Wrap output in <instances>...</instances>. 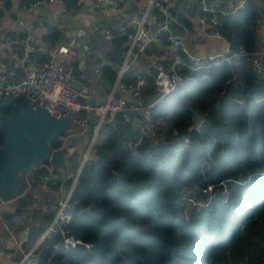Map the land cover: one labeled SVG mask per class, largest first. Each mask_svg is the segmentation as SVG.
Here are the masks:
<instances>
[{
	"label": "trees",
	"instance_id": "trees-1",
	"mask_svg": "<svg viewBox=\"0 0 264 264\" xmlns=\"http://www.w3.org/2000/svg\"><path fill=\"white\" fill-rule=\"evenodd\" d=\"M11 6L4 0L0 17ZM258 11V2L248 0L237 14L219 15L231 47L254 50ZM61 32L47 23L45 41ZM249 57L214 65L206 77L195 74L147 116L138 115L139 122L118 114L105 123V139L72 191L71 219L62 224L93 246L66 248L58 227L37 250V264H264V79ZM146 79L144 98L155 89L152 76ZM5 137L0 124V149ZM79 155L71 154L70 170ZM191 189L200 190L203 201L187 209ZM17 203L30 202L22 196ZM56 211L44 214L26 247Z\"/></svg>",
	"mask_w": 264,
	"mask_h": 264
},
{
	"label": "built area",
	"instance_id": "built-area-1",
	"mask_svg": "<svg viewBox=\"0 0 264 264\" xmlns=\"http://www.w3.org/2000/svg\"><path fill=\"white\" fill-rule=\"evenodd\" d=\"M55 1L30 0L29 5L40 7L45 3ZM93 1L97 4L106 3L112 10L118 9L120 6L119 0ZM247 1L238 0L232 6H228L225 0H212L208 4L203 1L200 15L203 31L216 37H225L219 28V15L237 14L240 9L244 8ZM256 1H258L259 17L257 19L255 48L251 53H248L243 45L233 48L230 44L225 50L195 54L187 50L181 38L169 34L168 45L172 54V61L168 66L164 65L157 56L152 61L155 90L152 97L148 99L143 96V89L147 86L146 75L136 65L135 59L148 52L152 41L163 33L168 34L170 27L165 24L152 29L145 17L135 26L127 22L121 24L119 32L126 38L125 61L119 68V78L116 84L124 94L111 93L105 101L98 103L88 101L87 98L92 93L88 84L89 76L76 62V56L82 45V37L86 32L85 29L79 28L67 42H61L58 38L54 42L42 41L39 43L34 33L10 11V8L5 10L0 19L5 15L8 16L13 27L8 33L2 34L0 32L1 41L10 46L8 51L10 64L5 68H0V100L6 96L11 99L21 98L22 101L31 103L33 107H45L58 117L69 116L71 122H76L81 126L82 129L78 132H84L89 136L88 145L78 157L76 169L70 170L67 175H64L63 181L51 180V185H57L60 192L56 214L35 245L25 252L16 264H37V250L50 233L58 227H61L63 243L66 248L78 243H84L87 247L93 246L91 242H83L75 237L69 230L63 228L62 224L71 219L72 214L68 209L71 205L72 191L78 182L84 164L93 155L94 146L98 142V136L102 133L101 129L105 123L114 119L118 114H122L127 121L139 122L138 115L147 116L153 107L162 103L171 92L186 84L187 80L195 74L206 77L207 70L212 66L223 62L231 63L246 55L250 56L249 60L254 72L264 79V11L260 6V2H264V0ZM59 3L64 9L67 8L65 0H59ZM24 5L27 6L25 3ZM0 7H4V0H0ZM148 7H154L159 12L164 13L168 8V0H149ZM64 17L63 15L56 16L50 19L48 24L60 27L63 32L66 24ZM105 33L108 38L114 37V31L110 27L105 30ZM40 50L45 54V58L38 61L36 54ZM94 72L100 76L104 75L103 65L97 63ZM127 72H131L129 80L124 78ZM146 127L153 132V124H148ZM66 141L67 137H65L64 142ZM62 146L64 145L60 144L54 148ZM42 165L53 169L49 161H42ZM38 169L32 170L28 177L35 178V172ZM66 180H71L69 187L66 185ZM16 242L13 237H0V253L7 252L8 248L14 246ZM17 243L22 245L23 240Z\"/></svg>",
	"mask_w": 264,
	"mask_h": 264
},
{
	"label": "crops",
	"instance_id": "crops-1",
	"mask_svg": "<svg viewBox=\"0 0 264 264\" xmlns=\"http://www.w3.org/2000/svg\"><path fill=\"white\" fill-rule=\"evenodd\" d=\"M12 1L13 4L10 11L18 19L22 20L25 26L27 25L39 43L42 41L45 42L44 35L47 33V23L56 16H65L66 24L64 28L62 27L63 32L59 38L61 42H67L76 34L79 28L85 29L86 32L82 37V45L76 56V62L89 76L88 84L91 87L92 93L87 99L91 103L105 101L111 93H116L117 95L124 94L116 84L119 78V68L125 61L126 38L119 32V27L123 23L127 22L135 26L143 17L147 19L152 29V25L159 26L162 22L168 20L171 23L170 32L168 34L163 33L156 40L152 41L149 45L148 52L135 59L136 65L145 75L150 74L152 78L154 76L152 61L156 56L166 66L172 61V54L168 45L169 34L173 37L181 38L187 50L195 54L225 50L230 45L225 35V37H216L203 31L200 23V15L203 1L205 0H168V8L164 13L159 12L154 7L149 8V0H119L120 6L115 10L110 9L106 3L97 4L93 0H68L70 2L69 7L77 6V8L83 11V14L86 13L83 19L75 18L74 10H68L69 7L64 9L60 6L59 0L52 3H45L40 7L25 6L21 4V0ZM225 1H227L228 6L235 5L238 2V0ZM165 13L167 14V18L163 19L162 14L165 15ZM0 27L2 34L8 33L10 28L13 27L12 21L8 16L5 15L0 19ZM109 27L114 31L113 38H108L105 33V30ZM1 40L0 34V68H5L10 64L8 53L10 46ZM42 50L36 54L38 61L45 58ZM97 63H101L104 67V75L102 76L94 72ZM124 78L129 80L131 78V72H127ZM152 95L147 94L145 98L148 99ZM65 145L72 152L79 150L77 153H80L88 145V139L83 143V148L80 149L69 139H67ZM67 157L69 159L71 154ZM36 178V185L33 184L34 181L30 185L31 187H35H33L31 193L26 195V198L30 202L28 206H25L29 209L27 212L16 210L19 203L16 204L13 210L3 212L0 208V237H13L17 242L23 240L22 245L16 242L14 246L8 248L7 252L0 253V264H16L21 260L24 253L35 245L46 229L26 247L24 243L28 239L29 234L45 222V213L55 209L57 210L60 192L58 191L57 185H51V180L63 181L64 174L57 169L53 172L52 177L46 176L45 174L40 176L38 174ZM51 221L47 224L46 228ZM24 231L27 232L25 238H23ZM17 252L22 256L19 260L14 261L13 257Z\"/></svg>",
	"mask_w": 264,
	"mask_h": 264
},
{
	"label": "water",
	"instance_id": "water-1",
	"mask_svg": "<svg viewBox=\"0 0 264 264\" xmlns=\"http://www.w3.org/2000/svg\"><path fill=\"white\" fill-rule=\"evenodd\" d=\"M205 3H210V0H205ZM260 6L264 11V2H260ZM162 18H167V14H162ZM165 24L171 29L169 20L152 27L156 29ZM7 106L12 109L11 115L2 111ZM195 115L198 119L201 117L198 111ZM0 124L6 133L0 149V206L3 202H17L18 198L31 193L35 186L31 187L29 183L34 178L28 174L32 170L40 168L43 174L51 176V169L43 166L42 160L50 161L53 169L64 175L69 173L67 156L72 154L71 150L66 145L54 148L51 144L56 140L64 142L65 136L71 138L76 135L69 116L58 117L43 106L33 107L28 101L14 103L6 96L0 100ZM25 183L26 189L23 188ZM16 210L27 212L29 209L19 205ZM26 233L23 232V238Z\"/></svg>",
	"mask_w": 264,
	"mask_h": 264
},
{
	"label": "rangeland",
	"instance_id": "rangeland-1",
	"mask_svg": "<svg viewBox=\"0 0 264 264\" xmlns=\"http://www.w3.org/2000/svg\"><path fill=\"white\" fill-rule=\"evenodd\" d=\"M68 10H70V11H73L74 10V15H75V18H77V19H80V18H82L83 19V16L86 14V13H84L83 14V11L82 10H80L79 8H77V6H70L69 8H68ZM71 126H72V128L76 131L77 130V133H76V135L75 136H73V137H69V140L72 142V143H74L77 147H79V149L80 148H83V143L84 142H86V140L88 139V134H86V133H79L78 131L79 130H81L82 128H81V126L78 124V123H76V122H72V124H71ZM147 130H148V132H150V134L151 135H153L154 134V131L152 132V130H149L148 129V127H147ZM105 136H106V134L105 133H101L99 136H98V138H99V140H98V142L96 143V144H99V143H101V142H103V140L105 139ZM83 140H85V141H83ZM95 144V145H96ZM71 162H73V159H71L70 160ZM26 186H27V184L25 183L24 184V186H23V188H25L26 189ZM192 191V196H193V198L192 199H188L187 200V209H189V207L190 206H192L193 204H194V202H197V203H199V205H200V203L203 201V197H202V195H200V193H201V191L200 190H196V189H191ZM187 191H188V188H187ZM194 194V195H193ZM129 198L130 199H135L136 198V195H134V194H131L130 196H129ZM16 204H17V202H16V200H12V201H9V202H3L2 204H1V206H0V208H1V210H3V211H8V210H13V209H15V206H16ZM57 209H58V206H57ZM43 233V232H42Z\"/></svg>",
	"mask_w": 264,
	"mask_h": 264
},
{
	"label": "flooded vegetation",
	"instance_id": "flooded-vegetation-1",
	"mask_svg": "<svg viewBox=\"0 0 264 264\" xmlns=\"http://www.w3.org/2000/svg\"><path fill=\"white\" fill-rule=\"evenodd\" d=\"M13 102H14V101H13ZM14 103H17V102H14ZM4 109H5V113H6V114L11 115V113H12V109H11V107L7 106V107L3 108L2 111H3ZM6 109H7V110H6ZM3 112H4V111H3ZM65 137H67V136H65ZM67 139H69V137H67ZM65 143H66V142H61V145H65ZM53 147H54V146H53ZM77 151H79V150H75V151H73V152H76V153H77ZM71 152H72V151H71ZM73 152H72V153H73ZM81 152H84L83 149L81 150ZM81 152H80V153H81ZM71 159H72V158H71ZM42 161L47 162L48 160H42ZM49 162H50V161H49ZM50 163H51V162H50ZM70 163H71V161H70ZM43 166H45V165H43ZM45 167H47V166H45ZM47 168H49V167H47ZM49 169H50V168H49ZM55 170H57V169H51V172H52V173H51V176H49V177H52V174H53V172H54ZM35 173H36V174H35ZM35 173H34V174H35L36 176H37L38 174H40V176H42V174H43L40 168H39L38 170H36ZM36 176H35V178H34V183H33L34 185H36V183H35V180L37 179Z\"/></svg>",
	"mask_w": 264,
	"mask_h": 264
}]
</instances>
